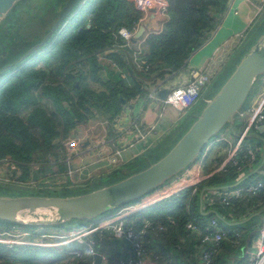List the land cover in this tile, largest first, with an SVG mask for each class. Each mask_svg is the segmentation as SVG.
I'll use <instances>...</instances> for the list:
<instances>
[{
	"label": "trees",
	"instance_id": "16d2710c",
	"mask_svg": "<svg viewBox=\"0 0 264 264\" xmlns=\"http://www.w3.org/2000/svg\"><path fill=\"white\" fill-rule=\"evenodd\" d=\"M39 1L31 6L29 0H22L7 16L6 19L11 15L10 19L0 25V68L7 63L11 64L10 69L0 74L2 75L0 78H3L0 82V160L10 156L21 167L28 164L38 152H47L55 147L57 144L53 141L65 136L70 129L75 127L76 123L86 121L95 113H103L104 116L112 113L106 116V119L110 121L114 115L120 114L122 105L119 96L126 97L125 87L120 83L112 84V79L108 78L105 82L107 92H95L89 87L84 73L79 72V67L88 66L91 78L97 79L102 70L96 57L97 52L106 50L114 43L118 28L126 26L131 29L140 17V12L134 8L132 0H86L83 11L89 15V20L84 16L74 23L75 15L69 20L70 14H68L64 22L66 25L73 21V29L64 32V25L63 29L56 32L46 49L36 50L21 59L29 48L41 41L48 30V28L38 30L42 34L35 37L38 31L27 34V29L40 19L41 12L45 9L52 8L51 17L54 15L56 19L57 11L65 0H42L40 3ZM224 1L168 0L170 18L164 25L165 29L157 35L148 36L145 41L144 56L148 69L142 71L144 77L155 75L162 78L168 73V68L177 69L216 27L219 15L224 10ZM75 8H79V4ZM44 22L39 21L38 23L43 27ZM254 29L259 31L258 35L264 31V16L255 24ZM33 54H36L39 60L44 61L43 66L35 67L37 63H25ZM115 55L116 53L111 54L112 57ZM119 63L124 64V57L119 58ZM232 69L230 68L225 75L219 78L207 93V97L217 90ZM143 85L140 83L137 91L143 89ZM42 99H46L49 105L45 106ZM186 127L181 125L176 132L163 138L156 147L150 150L157 152L152 161L162 156ZM248 137L244 147L252 140ZM258 144L261 147V144ZM244 147L235 156L236 165L230 160L223 171L214 173L207 179L185 187L148 207L150 210L148 220L152 222L153 229L147 230V234H143L142 239L154 264H193L191 256L186 254V251L185 255L183 254L184 249L178 243L177 236L179 234L185 237L190 236L192 243L189 244L192 248L201 247L197 234L186 229V223L190 220L199 226L205 223L207 216L198 209L199 192L204 187L235 183L240 178L237 166L244 162ZM255 153L257 154L256 161L260 156L258 151ZM135 161L124 166L132 172L119 176L118 170L113 171L109 174L108 183L140 170L141 168L137 166V163L135 164ZM189 170L167 181L152 193L192 181L193 175L191 176ZM97 187H99L98 184H93L78 188L80 190L78 193ZM208 192L210 191L207 190L204 193L203 204L206 203L204 199L206 200ZM69 194L73 193L69 191L61 196ZM258 201L264 202V190L254 196L233 200L229 206H224L219 202L211 206L219 217L216 218L225 231L226 237L220 242V255L217 251L210 264H230L226 262L222 251H231L240 236L242 238L248 234V226L259 219L258 216H254L251 222L245 224H228V222L238 219L241 213L246 211L247 206L251 207ZM211 212L209 215L215 216L213 211ZM221 216L224 220H220ZM157 224H161L163 229H157ZM142 226L143 222L135 223L136 229ZM98 235L96 233L94 236ZM79 245L73 243L54 248L31 245L8 247L0 243V264H71V261L65 262L62 256L64 252L80 247ZM102 245V250L110 254L109 264H118L116 258L118 260L127 258L131 252L130 244L126 239L106 231L102 234ZM39 252L43 254L42 258H37ZM51 254L53 255L49 257ZM246 259L232 258L231 264H244ZM73 264H87V261L81 259ZM198 264H200V259Z\"/></svg>",
	"mask_w": 264,
	"mask_h": 264
},
{
	"label": "crops",
	"instance_id": "0c3cea01",
	"mask_svg": "<svg viewBox=\"0 0 264 264\" xmlns=\"http://www.w3.org/2000/svg\"><path fill=\"white\" fill-rule=\"evenodd\" d=\"M263 16L264 1L262 0H225L224 10L219 15L218 24L207 35L205 40L188 55L184 62L175 70L168 68V73L162 78L155 75L147 78L142 73V71L148 69L145 63L146 57L144 56L145 41L148 36L157 35L162 32L170 16L168 14V20L163 21L162 17H157L150 13H140L141 21L138 25H135L131 29L126 26L118 28L116 32L118 38L116 37L114 43L106 50L97 52L96 57L102 66L97 79L91 78L90 73H88V66L79 67V72L84 73L89 87L95 92H107L105 82L108 78L112 79V84L118 85L120 83L125 87L126 97L119 96L123 98V101L120 99L122 105L120 114L114 115L110 121L106 119V116L112 113H107L106 116L103 113H95L86 121L76 123L75 127L70 129L66 135L72 136L70 138H74L73 140H77L80 137L76 138L73 135L75 130L80 128V131L83 129L82 132L86 134V138L81 146L76 147L71 152H66L63 143H61L66 138L65 135L53 141L54 144H57L55 147L50 148L47 152L43 151L35 154L33 159L24 165L25 168L24 166H18L10 156L3 158L0 160V165L8 167L11 171L10 177L7 178H3L2 174H0V182L36 190L48 188L61 190L62 192L58 194L62 195L65 192L79 190L78 188L92 186L93 184L101 186L108 183L109 174L113 171L118 170L119 176L132 172L124 166L133 160H136L135 164L137 163V166L140 168L146 166L157 155V152L150 150L156 147L163 138L176 132L178 127L181 125L186 127L192 121L194 115L201 108L199 107V109L194 110V107L199 103H201V106L203 105L208 99L207 93L212 86L230 68L234 67L237 60L258 35L259 31H256L254 26ZM140 25H143L144 31L136 42H132L130 39ZM248 43L250 44L248 45ZM112 53H116V55L112 57ZM122 57H124V64L119 63V58ZM37 66L40 65L37 64ZM194 70L203 71L209 76V82L201 90L197 102L183 113L173 106L163 105L158 98L161 97L159 92L162 90L168 92L173 88L185 85L191 79V73ZM261 79L257 81L252 95L260 88ZM140 83L144 84V88L137 91ZM157 91L158 93H156ZM252 95L247 99L245 105L250 101ZM42 103L45 106L49 105L46 99H42ZM242 124V120L237 116L232 127L226 126L223 131L207 143V146L204 147L195 163L189 168L193 179L204 180L214 173L223 171L229 162ZM103 135L109 139V142L103 139ZM248 136H250L248 138L261 144V147L257 149L260 158L241 168L238 180L246 177L254 170H264V129L262 131L253 130V133H250ZM256 156L257 154L255 153V158ZM4 169L0 167V173ZM258 178L264 179V176L259 172H254L244 178L240 184L254 183ZM175 187L178 188L180 186ZM175 187H172L168 192ZM221 190L223 189L210 190L206 195V200L204 199L206 203L202 207L199 206L198 197V209L203 212V215L207 216L205 223L212 217H218L215 213H213L215 216H210L209 214L212 213L211 211H215L211 206L217 204V195ZM5 191L0 190V193L7 194L6 192H9L8 190ZM9 193L13 194L12 192ZM152 194H154L153 197L145 200V202L150 203V206L155 202L153 201L156 199L154 197L159 195L158 191ZM141 204L131 202L121 205L109 215L122 212L123 214L131 213L125 220L135 227V223L139 219L141 220L142 215L141 217H137L135 221H131L129 217L149 207L139 209L141 207L139 205ZM136 209L139 210L136 211ZM254 216H258L259 220L248 226V234L242 238L240 236L239 241L236 243V246H232L234 248L231 251H222V255L226 257V262H230L231 264L232 258H247L244 264L251 263L255 255V243L264 216V202L258 201L252 204L251 207L247 206L246 211L242 212L238 219L228 222V224H245L251 222ZM100 218L89 221L82 227L71 229L83 228L90 223H98L97 221L102 220ZM142 219L146 221L148 217ZM220 220H224L222 216ZM48 230L52 229H46V231ZM104 231L106 230H100L97 234L102 236ZM189 237L179 234L177 236V239H179L178 243L184 249L183 254L185 255L186 251V254L191 256L193 264H198L202 250L206 246L201 244L200 248L199 246L192 248L189 244L192 243V238ZM50 240L55 239L51 238ZM102 246L99 247V253L107 256V264H109L110 254L102 250ZM73 250L84 251L85 246L81 245V247L70 249L64 252L65 254L62 257H66V254H69ZM217 251V254L220 255L221 246H218ZM119 260L116 258V263ZM150 264H154V262L151 261Z\"/></svg>",
	"mask_w": 264,
	"mask_h": 264
},
{
	"label": "water",
	"instance_id": "95a60500",
	"mask_svg": "<svg viewBox=\"0 0 264 264\" xmlns=\"http://www.w3.org/2000/svg\"><path fill=\"white\" fill-rule=\"evenodd\" d=\"M21 1L0 0V25ZM77 4L80 7L84 4L83 0H65L50 29L41 41L23 54L21 59L40 49L59 27L60 30L63 29L66 16ZM76 14L77 10H75ZM143 31L144 27L140 25L130 40L136 42ZM10 68L11 64L2 66L0 74ZM262 75H264V31L247 47L225 80L208 97L173 145L158 159L115 182L83 193L64 196L0 193V221L21 226H56L71 220L89 222L108 211H114L121 205L140 200L167 181L187 171L213 137L226 126H233L238 113ZM165 94L166 90L159 92L161 97ZM120 99L123 101L122 97ZM263 129L264 124L257 127L258 131ZM254 172L264 176L263 169L254 170L247 176ZM246 177L229 185L202 188L199 192V206L203 205L204 191L228 189L237 186ZM213 213L216 214L215 211ZM94 264H101L99 253L94 255Z\"/></svg>",
	"mask_w": 264,
	"mask_h": 264
},
{
	"label": "built area",
	"instance_id": "2783aa9c",
	"mask_svg": "<svg viewBox=\"0 0 264 264\" xmlns=\"http://www.w3.org/2000/svg\"><path fill=\"white\" fill-rule=\"evenodd\" d=\"M132 2L134 8L141 14L150 13L154 16L162 17L163 21L168 20L167 9L169 4L167 0H132ZM140 21L141 17H139L133 24V27L138 25ZM208 82L209 76L206 73L194 70L191 73V79L185 85L173 88L166 92L163 97L158 98L163 105L173 106L179 112L183 113L197 102L201 90ZM156 93H158V91ZM237 116L242 120L243 124L241 131L236 138L235 145L229 159V161L232 160L235 165L237 164L235 156L244 147V140L250 133L252 134L253 130H256L259 125L264 124L263 77L261 79L260 88L252 95L250 101L240 110ZM73 139L74 138L69 137L66 140H63L66 152H71L76 147L81 146L82 141L80 138L77 140ZM103 139L109 142V139L105 138V135H103ZM254 158V150L250 146H245L244 162L237 166L238 170L240 171L241 168L246 167L249 163L255 160ZM200 181L202 180L193 179L190 182L177 185L180 187H175L169 192L168 190L172 187L160 190L158 193L159 195L154 197L156 199L153 201H160L161 199L167 198L171 194L176 193L185 187L193 186ZM261 190H264V179L258 178L254 181V183L240 184L235 187L221 190L217 195V199L222 205L229 206L231 201L243 199L246 196H254ZM149 204L150 203L144 201L141 205H139L141 206L139 209L144 208ZM139 209H136V211ZM130 214L131 213L123 214V212L113 214L97 221L98 223H90L83 228L67 230L58 228L48 231H46V229H42L44 231L33 232L30 230L26 231V229L12 223L0 225V243L5 244L8 247L13 245H31L51 248L78 243L85 246L84 252L80 250L70 251L69 254H66V260L71 261V264H73L81 259H85L87 264H94V255L99 253V247L102 245V236L98 235L95 237L94 235L100 230H106L109 234L126 239L130 244L131 252L129 256L127 258L120 259L118 264H150L152 260L150 254L144 247L142 236L143 234H147V230L153 229L152 222L146 220L143 222V226L141 228L136 229L133 224L125 220ZM156 228L159 230L163 229L161 224H157ZM186 229L196 233L200 243L203 246H206L203 248L200 255V264H210L213 261L220 242L226 237V233L222 229L218 219L216 217H212L202 226H199L190 220L186 223ZM51 238H54L55 240H50ZM83 254L85 256H83ZM99 254L101 255V264H107V256L102 253ZM250 264H264V216L259 228L258 238L255 243V255Z\"/></svg>",
	"mask_w": 264,
	"mask_h": 264
},
{
	"label": "rangeland",
	"instance_id": "374dc122",
	"mask_svg": "<svg viewBox=\"0 0 264 264\" xmlns=\"http://www.w3.org/2000/svg\"><path fill=\"white\" fill-rule=\"evenodd\" d=\"M37 1H39V0H29V2H30V4H31V6H34L35 4H36V2ZM40 1H42V0H40ZM40 1H39V3H40ZM85 1L86 0H83V3H85ZM133 3V2H132ZM77 5H75V7H76ZM85 6V4H83V5H81L78 9L77 8H73V10L69 13L70 14V16L68 17V19L70 20V18L72 17H74V15H75V10H77V14L75 15V20H74V23L75 22H78L81 18H83L84 16L87 18V20H89L88 19V17H89V15H87V14H85V11H83V7ZM50 10H52V8H48V9H45V10H43L41 13V16H40V19H38L37 21H35V23L34 24H32L31 26H30V28H28L27 29V34H33V33H36L38 30L39 31H42L43 30V28H48V26L50 25V23L55 19V16L53 17H51V13H50ZM58 12V11H57ZM12 14V13H11ZM10 17H11V15L8 17V19H5V21H4V23L5 22H7L9 19H10ZM39 21H45L42 25H44L43 27H41V24H39L38 22ZM4 23H2V24H4ZM74 23H73V21L72 22H70L69 24H66L65 26H64V32H68V31H70L71 29H73V27H74ZM59 29H60V27L57 29V30H55L54 31V33L52 34V37H50L49 39H48V43L46 44H44L40 49H38V50H43V49H46L47 47H48V44L49 43H51V41L53 40V38L55 37V35H56V32H58L59 31ZM37 32V35H35V37L36 36H38V35H40L41 36V34H42V32ZM39 36V37H40ZM30 37H32V36H30ZM20 62H22V61H19V63ZM28 62H30L31 64H35V63H37L38 65H40V66H42V65H44V61H41V60H39L38 58H37V55L36 54H33L32 56H31V58H28L26 61H25V63H28ZM23 63V62H22ZM43 63V64H42ZM8 64V63H7ZM37 64H36V66L35 67H39V66H37ZM42 64V65H41ZM6 65V64H5ZM4 66V65H3ZM5 72V71H4ZM2 76V75H1ZM0 76V77H1ZM264 78V75H262L259 79H261V78ZM3 80V78H0V82ZM254 90V89H253ZM199 107H201V103H199L198 105H196L195 107H194V110H197V109H199ZM224 129V128H223ZM222 129V130H223ZM82 131H83V129H82ZM82 131H80V128L79 129H77V130H75V132H74V135H73V137H80V139H81V141L82 142H84L85 141V138H86V134L84 133V132H82ZM69 137H72V136H68V135H66V138H64V140H66L67 138H69ZM62 140V139H61ZM245 140H248L247 138L245 139ZM245 140H244V143H245ZM61 143H63L64 144V141H61ZM250 146L252 147V148H254V150H256V151H258L257 149H258V147H260V146H258L259 144H258V142L257 141H254V140H250ZM248 144V145H249ZM258 146V147H257ZM254 164V163H253ZM253 164H252V166H253ZM252 166H251V168H252ZM0 167H2V168H5L4 170H3V172L2 173H0V174H2V176H3V178H7V177H10L9 176V174H10V169H8V167H5L4 165L2 166V165H0ZM254 176H258V175H254ZM0 190H8L9 192H12L13 194H20V193H27V194H41V195H45V194H47V195H55V194H58V193H61L62 191L61 190H54V189H50V188H48V189H42V190H36V189H32V188H27V187H16V186H12V185H10V184H5V183H1L0 182ZM5 191V192H6ZM9 192H6L7 194H10ZM15 192V193H14ZM70 192H72L73 194H76V193H78V192H80V190H71ZM159 193V192H158ZM216 193H218V192H216ZM153 195L154 194H152V193H150L149 195H146V197H144V198H141L140 200H138V201H135V204H141L142 202H144L145 200H147L148 198H150V197H153ZM134 203V202H133ZM150 209V208H149ZM113 211H108V212H106V213H104L102 216H99V217H101L102 219H103V217H105V216H107V215H109L110 213H112ZM149 213H150V210H148V208H146L145 210H143L142 212H140V213H137V214H133V215H131L130 217H129V219L131 220V221H135V219L137 218V217H141V215H142V218H144V217H148V215H149ZM110 216V215H109ZM100 218V219H101ZM141 218V220L139 219L137 222H139V223H142V222H144L143 221V219ZM230 218V217H229ZM0 225H7V224H9V222H6V221H0ZM87 223V221H84V220H80V221H78V220H71V221H68V222H65V223H63V224H61V225H56V226H42V225H34V226H21V225H18V226H20V227H22L23 229H26V231H28V230H30V231H33V232H41V231H44V230H42V229H64V230H67V229H71V228H76V227H82V226H84L85 224ZM159 235V234H158ZM79 245V244H78ZM80 247H81V245H79ZM53 254H51V255H49V257H51ZM43 257V254L42 253H38L37 254V258H42ZM63 260H66V258L64 257V259ZM35 264H48V263H35ZM49 264H53V263H49Z\"/></svg>",
	"mask_w": 264,
	"mask_h": 264
},
{
	"label": "flooded vegetation",
	"instance_id": "af4514ba",
	"mask_svg": "<svg viewBox=\"0 0 264 264\" xmlns=\"http://www.w3.org/2000/svg\"><path fill=\"white\" fill-rule=\"evenodd\" d=\"M54 21H55V20H54ZM54 21H53V22H54ZM53 22H52V23H53ZM52 23L48 26V30L50 29ZM48 30H47V31H48ZM47 31H46V33H47ZM46 33H45V34H46ZM45 34H44V35H45ZM44 35H43V36H44ZM42 38H43V37H42Z\"/></svg>",
	"mask_w": 264,
	"mask_h": 264
}]
</instances>
